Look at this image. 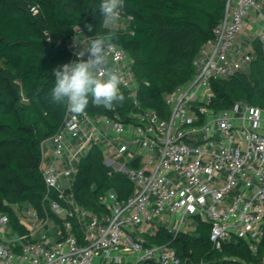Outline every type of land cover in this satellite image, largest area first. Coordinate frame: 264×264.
<instances>
[{"label":"built area","instance_id":"obj_1","mask_svg":"<svg viewBox=\"0 0 264 264\" xmlns=\"http://www.w3.org/2000/svg\"><path fill=\"white\" fill-rule=\"evenodd\" d=\"M250 10L264 24L258 0H227L215 38L193 60L194 75L165 94L167 117L153 109L131 111L125 120L67 111L65 124L49 138L53 161L47 162L43 152L47 189L41 209L25 207L19 220L23 230L0 214V264H183L175 248L151 239L156 232L148 228L157 218L163 220L165 212L171 216L165 228L173 238L187 232L185 220L194 217L210 223L215 247L232 237L242 239L253 254L260 253L259 262L252 264H264V106L245 101L213 106V80L243 71L255 58L250 49L240 57L232 55L248 27ZM97 35L76 28L68 40L72 55ZM255 39L264 56V27ZM108 61L122 78L120 89H128L139 106L128 52L111 41ZM100 139H107L120 156L104 154L105 164L124 173L135 187L125 199L117 190H107L99 199L106 208L101 214L68 199L60 183L75 179L81 157ZM53 191L64 204L52 197Z\"/></svg>","mask_w":264,"mask_h":264},{"label":"trees","instance_id":"obj_2","mask_svg":"<svg viewBox=\"0 0 264 264\" xmlns=\"http://www.w3.org/2000/svg\"><path fill=\"white\" fill-rule=\"evenodd\" d=\"M100 0H0V214L19 225L13 205L32 204L41 209L46 185L41 171L44 143L63 126L68 109L53 104L48 96L55 82L52 70L70 63L68 40L76 28L87 34L109 31L96 9ZM227 0H124L121 14L129 18L127 29L111 28L112 40L129 54L138 85L135 106L129 90L125 99L108 109L90 100L86 112L92 116H119L138 110H157L167 117L164 96L195 73L194 58L203 44L215 38V28L226 12ZM36 7V10L32 8ZM93 25L88 31L86 25ZM249 72L213 80V106L228 108L235 101L264 106V56L260 43ZM41 89L37 95L36 89ZM69 193L94 213H104L100 197L109 189L123 199L135 191L127 176L104 162L101 146L94 142L77 166ZM52 197L65 203L52 192ZM48 204V202L46 201ZM193 232L173 238L160 226L153 241L175 248L183 264H252L247 243L232 237L220 248L210 239V223L197 220ZM21 230V231H22ZM260 252L264 249V237Z\"/></svg>","mask_w":264,"mask_h":264},{"label":"clouds","instance_id":"obj_3","mask_svg":"<svg viewBox=\"0 0 264 264\" xmlns=\"http://www.w3.org/2000/svg\"><path fill=\"white\" fill-rule=\"evenodd\" d=\"M124 0H100L96 9L102 17L103 25L109 29L105 35L91 39L86 49L76 53V59L59 65L52 70L55 77L48 96L53 104L63 105L74 114H84L90 104L102 102L110 107L114 102L122 103L125 99L120 90L122 78L108 61V48L116 33L111 30L121 18ZM89 32L93 25H86ZM76 39V38H75ZM87 52V59H84ZM37 95L41 89H36Z\"/></svg>","mask_w":264,"mask_h":264},{"label":"crops","instance_id":"obj_4","mask_svg":"<svg viewBox=\"0 0 264 264\" xmlns=\"http://www.w3.org/2000/svg\"><path fill=\"white\" fill-rule=\"evenodd\" d=\"M258 2L262 5V6H264V0H258ZM235 6V4L233 5V7ZM253 12V14L254 15H256V18H255V20H254V23L255 24H261L260 25V28H262L263 29V27H264V24H262V20L259 18V16H258V14H257V12L255 11L254 12V10H252ZM262 11H263V7H262ZM250 13V12H249ZM264 13V12H263ZM250 15V14H249ZM248 17V16H247ZM246 21L248 22V27H247V29L244 31V33H243V35H242V37L241 38H239V39H237L236 40V42H235V48H234V51H233V53H232V55L233 56H235L236 58L237 57H240V55L242 54V53H244L246 50H248V49H250L251 47L250 46H254V44H255V37H256V34H257V32L259 31L257 28H255L254 29V27H253V25L250 23L251 21H249L247 18H246ZM259 42V41H258ZM248 46V47H247ZM245 48H247V49H245ZM98 117H101V116H98ZM106 127V125L104 124V123H100V128H105ZM50 140V146H46L47 145V142L45 141V143H44V154L46 155V161L47 162H52L53 161V159H54V157H53V154H52V148H53V142L51 141V139H49ZM100 146H101V148H102V150H103V152H104V154H108V155H115V154H118L117 152H116V150L114 149V148H111L110 146H108V144H106L107 143V139H100L99 140V142H97ZM62 185H64L65 186V182H63V179L61 180V182H60ZM72 183H73V181H72ZM65 188H66V186H65ZM70 188L71 187H68V188H66L67 190L69 189V191H70ZM66 190V193H67V195H70L71 193H69L68 191ZM71 199H73V197L71 198ZM27 205H30V204H27ZM27 205H25V207L27 206ZM157 222H154L148 229L149 230H151L153 233H155V232H157V230L159 229V227L160 226H158L157 224H156ZM155 226H157V227H155ZM54 229H57V227H54ZM153 230H155V231H153ZM54 234L57 236L58 235V232H57V230H54Z\"/></svg>","mask_w":264,"mask_h":264},{"label":"rangeland","instance_id":"obj_5","mask_svg":"<svg viewBox=\"0 0 264 264\" xmlns=\"http://www.w3.org/2000/svg\"><path fill=\"white\" fill-rule=\"evenodd\" d=\"M262 7H263V12H264V6H262ZM252 12L253 11L250 10V13H249L250 15H248L247 19L249 21H251L250 23L253 25L254 29L257 28L258 30H261L262 29V28H260L261 24H255L254 23L256 15H254ZM128 24H129V18L127 16H124V15L121 14L120 20L117 22V24L113 25L112 28L127 29L128 28ZM262 24H263V22H262ZM250 47H251L250 51L252 52V54L256 55L257 54V50H258L257 44H254V46L252 45ZM245 49H247V48H245ZM243 71L248 73L249 72V66H246V68H244ZM46 142H47L46 146L47 147L50 146L49 145L50 144V140H47ZM115 157L119 159L120 156H118V154H115ZM63 182H65L66 188L72 186V179H70V178H63ZM72 197H73L72 194L67 195L68 199H71ZM13 207L15 209V213H16L18 221L21 220L23 215H24L25 206L20 207V206H17V205H13ZM163 216H164L163 220L157 218V220L155 221V222H157L156 224L158 226L165 227L166 225H168L170 223V217L171 216H169L166 212H165V214ZM19 223H21V222H19ZM51 223H52V225L54 227H58V222L56 220H52ZM185 223H186V226H187L186 228H189V230H187V232H193L195 227H196V225H197V219L194 218V217H188V218H186ZM155 227H157V226H155ZM153 231H155V230H153Z\"/></svg>","mask_w":264,"mask_h":264},{"label":"water","instance_id":"obj_6","mask_svg":"<svg viewBox=\"0 0 264 264\" xmlns=\"http://www.w3.org/2000/svg\"><path fill=\"white\" fill-rule=\"evenodd\" d=\"M67 191L69 192V189Z\"/></svg>","mask_w":264,"mask_h":264}]
</instances>
